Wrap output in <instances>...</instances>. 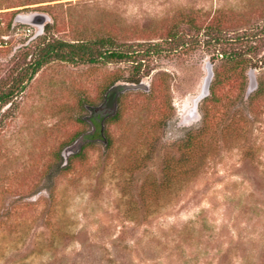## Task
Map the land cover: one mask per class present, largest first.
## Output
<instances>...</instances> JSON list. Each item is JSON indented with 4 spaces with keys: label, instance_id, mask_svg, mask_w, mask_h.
Listing matches in <instances>:
<instances>
[{
    "label": "rangeland",
    "instance_id": "374dc122",
    "mask_svg": "<svg viewBox=\"0 0 264 264\" xmlns=\"http://www.w3.org/2000/svg\"><path fill=\"white\" fill-rule=\"evenodd\" d=\"M0 8V93L35 44L12 13H46L53 39L151 47L139 71L52 62L1 108L0 264H264V0ZM116 85L135 88L112 112Z\"/></svg>",
    "mask_w": 264,
    "mask_h": 264
},
{
    "label": "trees",
    "instance_id": "16d2710c",
    "mask_svg": "<svg viewBox=\"0 0 264 264\" xmlns=\"http://www.w3.org/2000/svg\"><path fill=\"white\" fill-rule=\"evenodd\" d=\"M21 24L36 27V31L31 38L35 44L32 47H25L24 49V58L30 57V59L27 63L24 61L22 68L24 70L20 77L7 90L0 93V111L3 106L11 102L16 92L23 89L26 78L28 80L31 79L44 66L52 62L69 63L72 65H95L125 60L133 63L134 69L139 71L143 66V54L151 51V47L141 51L139 48L143 47V45L139 43L126 47H115L113 39L109 37L95 40H79L72 43L53 39L50 36L52 29L50 17L46 13L37 12L30 15H19L17 12L12 13V23L10 25L20 26ZM167 40L174 42L175 47H178L183 42V37L176 30H173L168 34ZM151 46L155 49L157 45ZM224 56L228 62H234L237 65L244 62L242 54L230 52L224 54ZM121 92L123 91H120L118 94ZM91 119L92 117H90L88 123L95 125ZM93 120L96 121L95 118ZM86 141L84 139L83 142L85 143Z\"/></svg>",
    "mask_w": 264,
    "mask_h": 264
},
{
    "label": "water",
    "instance_id": "95a60500",
    "mask_svg": "<svg viewBox=\"0 0 264 264\" xmlns=\"http://www.w3.org/2000/svg\"><path fill=\"white\" fill-rule=\"evenodd\" d=\"M208 79H209V77L207 78V81L205 83V89H204V91L202 92V94L200 95L199 98L204 97L206 95V93H207L206 87H207ZM132 88H135V87L133 85H116L111 90H109L108 97H107V100H108V102H107V108L108 109H111V111L113 112L114 106H115V97L117 96V94L120 91H125L127 89H132ZM112 112H111V114H112ZM83 141H84V139L83 138H80L72 146L66 148L63 151L62 155L66 158L70 154L77 153L79 151V147L83 143Z\"/></svg>",
    "mask_w": 264,
    "mask_h": 264
},
{
    "label": "flooded vegetation",
    "instance_id": "af4514ba",
    "mask_svg": "<svg viewBox=\"0 0 264 264\" xmlns=\"http://www.w3.org/2000/svg\"><path fill=\"white\" fill-rule=\"evenodd\" d=\"M108 97V96H107ZM107 102H108V100H107ZM106 102V103H107ZM107 107V106H106ZM104 108H105V106H102V110L104 111ZM102 112H100V117L99 118H95V120H96V122H99L100 120H101V114ZM95 125H92V133L95 131Z\"/></svg>",
    "mask_w": 264,
    "mask_h": 264
}]
</instances>
